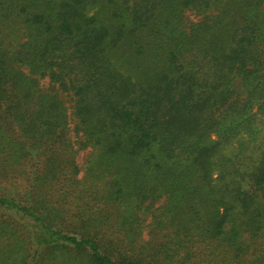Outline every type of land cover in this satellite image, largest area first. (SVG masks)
Here are the masks:
<instances>
[{
	"label": "trees",
	"instance_id": "trees-1",
	"mask_svg": "<svg viewBox=\"0 0 264 264\" xmlns=\"http://www.w3.org/2000/svg\"><path fill=\"white\" fill-rule=\"evenodd\" d=\"M0 264H264V0H0Z\"/></svg>",
	"mask_w": 264,
	"mask_h": 264
},
{
	"label": "rangeland",
	"instance_id": "rangeland-1",
	"mask_svg": "<svg viewBox=\"0 0 264 264\" xmlns=\"http://www.w3.org/2000/svg\"><path fill=\"white\" fill-rule=\"evenodd\" d=\"M97 12V8H94L92 9L91 11H89V15L90 16H93L95 13ZM191 19H194V16L191 15ZM114 58V57H113ZM116 58L112 59V61L114 60L115 61ZM43 85H46V80L43 81ZM66 101L68 102V98H66ZM68 105V108H69V113L71 112V106L72 104H70L69 102L67 103ZM71 128H73V125H71ZM71 134L73 135V133L71 132ZM231 151H233V148L232 149H229L227 151V153H231ZM90 154V151H81L79 152V154L77 155V162H78V165L80 166L81 168V172H80V175H79V178L82 179L85 175V172H86V165H87V158Z\"/></svg>",
	"mask_w": 264,
	"mask_h": 264
}]
</instances>
